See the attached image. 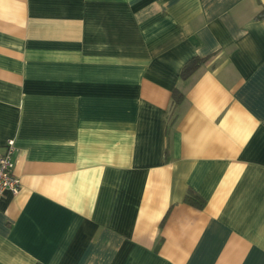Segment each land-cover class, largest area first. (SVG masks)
Segmentation results:
<instances>
[{"label": "crops", "instance_id": "0c3cea01", "mask_svg": "<svg viewBox=\"0 0 264 264\" xmlns=\"http://www.w3.org/2000/svg\"><path fill=\"white\" fill-rule=\"evenodd\" d=\"M262 8L0 0V264H264Z\"/></svg>", "mask_w": 264, "mask_h": 264}, {"label": "built area", "instance_id": "2783aa9c", "mask_svg": "<svg viewBox=\"0 0 264 264\" xmlns=\"http://www.w3.org/2000/svg\"><path fill=\"white\" fill-rule=\"evenodd\" d=\"M15 144L8 140L0 153V201L6 192L17 194L21 189L19 177L14 173Z\"/></svg>", "mask_w": 264, "mask_h": 264}, {"label": "trees", "instance_id": "16d2710c", "mask_svg": "<svg viewBox=\"0 0 264 264\" xmlns=\"http://www.w3.org/2000/svg\"><path fill=\"white\" fill-rule=\"evenodd\" d=\"M257 19L264 18V8L260 10V12L256 15ZM203 58L201 57H192L190 58L182 67L181 72H180V77L182 79H187L196 69L199 68V66L202 64ZM182 99V93L178 92L177 90H174L173 92V102L175 104H178ZM185 200L188 203L191 204H197V205H202L203 202L200 200V197L193 193L192 191L188 192L186 194Z\"/></svg>", "mask_w": 264, "mask_h": 264}]
</instances>
